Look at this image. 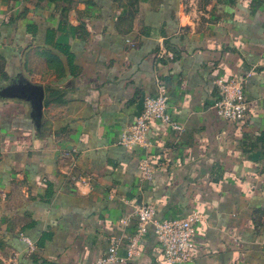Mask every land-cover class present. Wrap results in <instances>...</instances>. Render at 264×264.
Returning <instances> with one entry per match:
<instances>
[{
	"label": "crops",
	"instance_id": "1",
	"mask_svg": "<svg viewBox=\"0 0 264 264\" xmlns=\"http://www.w3.org/2000/svg\"><path fill=\"white\" fill-rule=\"evenodd\" d=\"M233 76L242 122L212 107L214 79ZM12 81L44 100L38 128L30 101L0 97V264H91L112 239L116 264H168L151 225L128 254L141 203L202 215L184 264H264V0H0V88ZM159 81L183 130L121 146ZM142 154L155 171L139 188Z\"/></svg>",
	"mask_w": 264,
	"mask_h": 264
},
{
	"label": "built area",
	"instance_id": "2",
	"mask_svg": "<svg viewBox=\"0 0 264 264\" xmlns=\"http://www.w3.org/2000/svg\"><path fill=\"white\" fill-rule=\"evenodd\" d=\"M216 97L212 105L218 117L235 122L245 120L248 111V100L245 95V77L233 76L214 79ZM170 96L167 86L159 81L154 95L146 96L140 112L134 116L133 121L119 134L118 143L129 149L148 150L152 146L148 138V131L157 124H163L172 131H182L183 126L171 115ZM138 187L143 188L153 179L155 166L148 154L138 158ZM133 217L136 218L135 234L130 238L128 254L139 250V242L151 225L156 238L157 246L162 252L164 261L168 264H184L192 258V249L195 246L194 234L196 225L203 220L198 212H191L185 217H156V209L151 203H141L134 206ZM129 217L121 219L127 224ZM29 251L33 250V243L24 237ZM118 243L110 240L107 252L91 264H116ZM15 260V259H14ZM13 264H17L14 262Z\"/></svg>",
	"mask_w": 264,
	"mask_h": 264
},
{
	"label": "water",
	"instance_id": "3",
	"mask_svg": "<svg viewBox=\"0 0 264 264\" xmlns=\"http://www.w3.org/2000/svg\"><path fill=\"white\" fill-rule=\"evenodd\" d=\"M15 96L30 101L32 107V119L39 128L44 100V90L42 86L29 84L27 82L19 85L16 81H12L8 85L0 88V97Z\"/></svg>",
	"mask_w": 264,
	"mask_h": 264
}]
</instances>
